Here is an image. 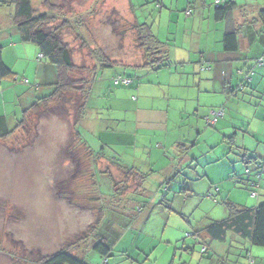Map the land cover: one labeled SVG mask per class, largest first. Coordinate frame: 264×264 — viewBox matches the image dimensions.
Returning a JSON list of instances; mask_svg holds the SVG:
<instances>
[{
    "label": "rangeland",
    "instance_id": "obj_1",
    "mask_svg": "<svg viewBox=\"0 0 264 264\" xmlns=\"http://www.w3.org/2000/svg\"><path fill=\"white\" fill-rule=\"evenodd\" d=\"M85 1L92 5L90 10L97 4L100 7L95 17L86 21L87 37L76 25L75 33L98 41L104 57L110 61L117 59L130 64L143 60L132 25L126 20L130 12L134 24H148L153 32L158 31L168 47L175 44L178 47L181 43L184 24L170 16L177 10L176 0H32L37 13H46L48 5L55 8L58 17L51 27L60 28V37L70 48L76 67L70 78L75 81L91 78L84 70L92 68L95 59L80 46V40L65 26L61 16L73 24L76 17L73 14L81 12ZM181 2L178 0V6ZM258 3L261 5L262 1ZM12 11V6H0L2 61L17 79L0 81V116L6 118L10 130L20 123L23 112L38 98L52 91L55 78L52 74L42 75L45 66L52 67L44 58L38 59L39 51L34 45L17 43L19 37L12 31ZM170 36L174 39L166 42V37ZM260 48V56H264V45ZM261 59L263 67L256 70L257 66L253 65V72H264V57ZM97 72V81L102 82H97L96 87L105 85L111 92L123 90L111 85L114 76L134 73L121 66ZM24 79L28 81L26 84L22 83ZM235 86L234 80L231 87L236 91L235 99L242 102L238 103L239 108L228 105L226 118L238 123L239 119L244 127L239 124L235 127L236 136L233 138L231 133L226 140L231 153L226 151L225 145L208 136L209 133L201 135L196 146H187L186 152L173 149L166 156L156 148V139H153L148 146L152 157L147 164L150 165L146 168L149 177L142 185L143 192L133 193L138 184L134 179L124 188L122 200L112 199L115 193L110 179L102 172L112 175L115 189L121 186L123 173L95 153L105 139H118L112 135L101 136L98 132L103 130L100 124L107 119L106 108L110 107V102L101 96L94 105L103 107V111L100 107L96 110L93 106L87 107L77 125L74 121L78 95H62L40 112L25 115V126L0 140V264H39L61 249H70L80 258L85 255L88 264H105L97 253L89 251L91 239L82 240L89 237L88 232L98 219L96 233H107L111 238L119 234L106 264H210L207 259L210 248L202 253V246L192 236L193 231L212 220L224 219L225 200L246 207L264 203V192L251 186V182H257L256 165L261 162L245 164L241 158L243 150L247 151V157L264 158V125L258 120L260 114L264 115V95L260 96L264 81L255 94L252 87L238 90ZM116 113L122 114L121 111ZM171 117L177 119V115ZM247 123H251L250 132ZM108 126L114 129L113 124ZM107 147L110 152L121 150L124 165H139L145 172L146 159L143 158L146 155L142 152V161L137 159L134 163L130 162V147ZM186 156L193 161L183 162ZM251 192H255L256 197H252ZM251 249L264 251L257 246Z\"/></svg>",
    "mask_w": 264,
    "mask_h": 264
},
{
    "label": "crops",
    "instance_id": "obj_2",
    "mask_svg": "<svg viewBox=\"0 0 264 264\" xmlns=\"http://www.w3.org/2000/svg\"><path fill=\"white\" fill-rule=\"evenodd\" d=\"M226 1L232 2L233 9L222 19H216L215 0H182L179 6L178 0H176L177 10L173 11L175 14L170 16H175L178 22L184 24L181 31V43L178 47L177 44L168 47L164 43V39L159 37L158 31L153 32L148 24L143 23L149 27L160 46L166 51L168 59L172 60L171 63L169 61V67L152 70L143 66V60L130 64L117 59L111 60L114 64L113 67L121 66L134 72L133 75L125 73L112 78L111 85L113 87L123 88L120 92H111V88H106L105 85L96 87L97 82H102L99 79L97 81L96 75L87 107L91 109L90 106H93L94 110L100 107L99 105L95 106L94 103L98 102L101 96L106 102H110V107L106 108L107 119L104 120L103 125L100 124L103 130L98 132L104 137L110 135L118 137L117 140L105 139L103 144H99V148L105 146L104 151L107 150V154L103 152L106 157H101V160L106 161L109 157L118 158L123 164L124 158L122 152L120 154L121 150L116 149L117 152L115 150L110 152L111 149L107 146L130 147L132 150L130 162L137 163V159L142 161V155H146V158H143L146 159L145 172L139 165H134V168L147 175L148 178L149 173H146V168L150 166L147 164L152 157L148 146L151 145L153 139H156L154 142L156 148L162 151L163 156H166L173 149L180 148L181 151L186 152L187 146H196L200 143V136L207 133H209L208 136L215 138L217 143L225 145L226 151L231 153L232 149L228 147L226 140L231 133L234 138L236 136L235 127L243 124L239 119L238 123L232 118H226L227 106L236 105L239 108L238 103L242 102L235 99L236 91L232 89L231 84L235 80V88L238 90H243L246 87L251 89L252 87L253 94L263 86L264 72L256 70L263 67L261 58L264 56H260V47L264 45V36L260 34L264 33V24L259 13L264 9V0H261V5L258 3L260 0H251L253 3L248 0ZM87 2L83 3L80 13L73 14L75 16L82 15L81 17L84 18V23L78 31L86 37L85 32H89L86 21L94 18L100 7V4H97L90 10L92 5ZM93 11L95 14H91ZM170 13L172 14V12ZM70 16L72 15L70 14ZM126 20L132 26L135 23L131 12L126 14ZM74 25L73 23L68 27L75 33ZM12 31L13 34H16L14 30ZM230 32H236L237 49L228 52L225 50L224 36ZM75 37L80 40V46L84 49L88 46L101 48L98 41L84 39L76 33ZM172 38L174 39V36L166 37L165 41L170 42ZM19 42L17 39V43ZM24 45L26 44L24 43ZM253 65L257 66L255 70L257 73L253 72ZM51 69L45 66L41 70L42 75L50 76L52 74L55 76V70ZM123 76L130 77L131 83L128 86L114 85V79ZM262 95H264V88L260 96ZM93 98L96 101H91ZM234 101L237 103L233 104ZM114 109L121 111L122 114L118 115ZM100 111H103V107H100ZM213 111H223V116L211 125L207 123V120L212 118ZM171 115H177V119ZM256 115L257 113H255ZM258 120L264 125L263 114H260ZM108 124H113L114 129ZM202 126L213 127L216 130H205L206 128ZM246 126L247 131L250 132L251 123H247ZM100 134H98L99 138ZM258 157L257 162H261L263 165L260 175H258L260 177H257L256 186L264 192V158L259 155ZM189 160L193 161L192 158L186 156L183 162ZM212 160L213 162L217 161V159ZM252 247L254 246L248 241L228 234L225 242L210 244L211 254L207 259L210 264H264V251L251 249ZM220 260L221 262H219Z\"/></svg>",
    "mask_w": 264,
    "mask_h": 264
},
{
    "label": "trees",
    "instance_id": "obj_3",
    "mask_svg": "<svg viewBox=\"0 0 264 264\" xmlns=\"http://www.w3.org/2000/svg\"><path fill=\"white\" fill-rule=\"evenodd\" d=\"M0 6L13 7L11 15L12 30H14L18 35L19 41L21 43L34 45L39 51L40 57L38 56V59L44 58L46 63L52 66L55 70V78L51 84L52 91L48 95L38 98L29 107L28 111L23 112L22 119L15 128L10 130L7 126L6 118L0 116V140L9 138L18 129L24 127L26 122L25 115L31 112H40L41 109L43 110L47 108L52 104V102L65 94L78 95L76 98L77 107L74 124H79L78 122L86 113L87 103L93 89L97 71L102 70L103 68L113 67V62L104 57L103 51L100 48L96 46L90 48L88 46V49L86 48L88 50V55L95 59V63L92 68L85 69L84 71H86L91 78H82L79 82L75 81V79L73 80L70 78L71 72L76 69L72 62L70 48L67 44L63 43L60 37V28L51 27L52 23L56 21L58 17L55 14V8L48 5L46 13H37L38 11L33 8L32 0H4L0 1ZM216 6V19H222L233 9L232 2H227L226 0H224L222 5ZM91 14H95V11ZM259 15L264 24V9L260 11ZM81 16L76 15L75 20L73 21L76 27L79 28L84 23V18ZM61 19L63 20L65 26L70 25L68 18L61 16ZM132 30L135 33L136 46L143 51V66L145 68L157 70L170 66L166 51L160 46V43L153 36L146 24H134L132 26ZM78 36L80 37V35ZM224 46L225 50L228 52L235 51L237 49L236 32H230L224 36ZM123 77L131 79L130 77ZM2 80L16 81L17 79L15 73L4 65L0 47V81ZM23 81L22 83H24ZM104 149H106L105 146H102V148H99L98 151H95L96 157H106L103 152L107 154V150L104 151ZM243 152L244 154H241V158L245 164H249L251 162L257 164L258 157H247V152L245 150H243ZM106 160L123 173V177L119 181V185L121 186L115 189L116 185L113 181L112 175L105 171L102 172L110 179L111 188L115 193V197L112 199L122 200L123 197L121 198V196L124 188H126L134 179L138 184L135 192L133 193L135 194L140 192L139 190L142 189V185L145 183L147 175H144L132 166H125L121 164L118 158L112 159L109 157ZM256 166L258 170L257 177H260L258 175H260L262 164L258 163ZM246 174H249V172ZM256 185V181L251 182L252 187H256ZM223 204L226 210V217L224 219L212 220L204 227L195 229L192 233L194 239H196L202 246L203 250H201V252L204 254L207 253L210 244L213 242H225L228 234L238 236L241 239L248 241L252 246L264 248V203L256 207H246L232 201L225 200ZM100 212L102 215L101 208ZM99 220L100 219L97 221L99 222ZM98 222H96L90 232H88L89 237H83L82 240L86 242L91 239L92 243L89 251L97 253L106 261L104 262L106 264V259L110 256L112 247L115 241L119 238V234L116 237L111 238L107 233H96V228H98L96 226ZM79 243L77 245H80ZM84 258L85 255L80 258L73 254L70 249H61L56 253L45 257L39 264H88ZM219 262H221V260Z\"/></svg>",
    "mask_w": 264,
    "mask_h": 264
},
{
    "label": "built area",
    "instance_id": "obj_4",
    "mask_svg": "<svg viewBox=\"0 0 264 264\" xmlns=\"http://www.w3.org/2000/svg\"><path fill=\"white\" fill-rule=\"evenodd\" d=\"M223 2H224V0H215V4L218 6L221 5ZM23 82L26 84L27 80H24ZM113 83H114V85L128 86L131 83V79H128L125 77H117L114 79ZM222 116H223V111H217V112L213 111L212 112V118L210 120H207V123L212 125L217 121L218 118H221ZM251 196L255 197L256 194L252 192ZM104 262H106V261L104 260Z\"/></svg>",
    "mask_w": 264,
    "mask_h": 264
}]
</instances>
